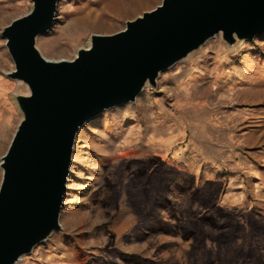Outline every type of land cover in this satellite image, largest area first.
<instances>
[{
	"label": "rangeland",
	"instance_id": "1",
	"mask_svg": "<svg viewBox=\"0 0 264 264\" xmlns=\"http://www.w3.org/2000/svg\"><path fill=\"white\" fill-rule=\"evenodd\" d=\"M163 0H58L44 56L73 59ZM31 0H0V163L28 87L1 35ZM3 170L0 167V185ZM61 228L15 264H264V33L217 34L136 100L78 130Z\"/></svg>",
	"mask_w": 264,
	"mask_h": 264
},
{
	"label": "water",
	"instance_id": "2",
	"mask_svg": "<svg viewBox=\"0 0 264 264\" xmlns=\"http://www.w3.org/2000/svg\"><path fill=\"white\" fill-rule=\"evenodd\" d=\"M1 31L14 61L8 77L28 93L0 167V264H15L61 228L74 142L89 119L136 100L159 74L221 34L231 46L264 33V0H163L111 34L93 33L73 59L37 46L55 23L58 0H31Z\"/></svg>",
	"mask_w": 264,
	"mask_h": 264
}]
</instances>
